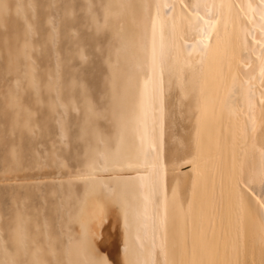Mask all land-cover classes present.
<instances>
[{
    "label": "rangeland",
    "instance_id": "1",
    "mask_svg": "<svg viewBox=\"0 0 264 264\" xmlns=\"http://www.w3.org/2000/svg\"><path fill=\"white\" fill-rule=\"evenodd\" d=\"M144 1L0 0V178L22 174V180L0 183L1 264H6V252L25 256L16 259L19 264H86L82 252L95 207L111 218L110 230L118 232L121 253L127 211H134L137 196L115 184L125 181L127 172L144 168L125 171L117 162L120 153L132 152L147 140L157 101L164 118L167 198L198 175L191 167L195 158L185 156L199 144V137H193L199 110L182 105L188 100L179 86L183 82L174 75L173 84H164L154 44L149 73L124 55L144 46L138 35L147 29L143 18L158 21L152 16L153 3L151 7L150 0ZM185 1L192 8L194 0ZM140 73L146 77L142 85ZM183 125L187 131L181 134ZM100 182L114 191L107 193ZM19 215L26 236L22 254L14 251L17 245L10 239Z\"/></svg>",
    "mask_w": 264,
    "mask_h": 264
},
{
    "label": "bare ground",
    "instance_id": "2",
    "mask_svg": "<svg viewBox=\"0 0 264 264\" xmlns=\"http://www.w3.org/2000/svg\"><path fill=\"white\" fill-rule=\"evenodd\" d=\"M180 1H147L150 6L153 3L152 16L158 21L143 18L147 29L138 35L144 38V46L124 55L149 73L153 66L149 52L154 49L150 44H154L156 67L163 73L164 84H173L174 75L183 82H174L184 87L181 93L188 97L182 105L199 110L193 125V137H199V144L195 153L185 156L195 158L191 167L198 175L167 198L164 118L157 101L156 121L147 140L132 152L120 153L118 160L124 163L117 162L125 171L144 168L127 172L125 181L115 184L137 196L124 225L123 264H264V0H194L192 8ZM126 32L124 40L130 46ZM141 74L137 79L142 85L146 77ZM180 131L184 134L187 127L183 125ZM15 179L22 180V174ZM15 179L5 176L0 183ZM98 184L107 193L115 189L105 182ZM104 214L102 207L92 211L90 238L82 252L86 264H115L100 249L111 223ZM20 215V219L14 218L17 223L10 239L17 245L14 251L19 249L17 253L22 254L23 250L26 253V236ZM14 254L6 252L2 261H23L25 256L19 259Z\"/></svg>",
    "mask_w": 264,
    "mask_h": 264
},
{
    "label": "water",
    "instance_id": "3",
    "mask_svg": "<svg viewBox=\"0 0 264 264\" xmlns=\"http://www.w3.org/2000/svg\"><path fill=\"white\" fill-rule=\"evenodd\" d=\"M117 241V230L112 232L110 230V225H107L105 229V239L103 242H100V248L102 251L108 253V255L110 256V258H112L115 264H121L119 260L120 253H118L117 251Z\"/></svg>",
    "mask_w": 264,
    "mask_h": 264
}]
</instances>
